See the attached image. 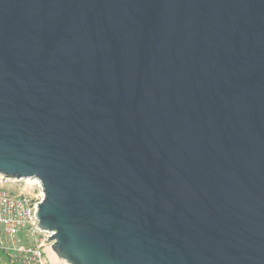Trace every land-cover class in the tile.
Wrapping results in <instances>:
<instances>
[{
	"label": "water",
	"instance_id": "water-1",
	"mask_svg": "<svg viewBox=\"0 0 264 264\" xmlns=\"http://www.w3.org/2000/svg\"><path fill=\"white\" fill-rule=\"evenodd\" d=\"M0 174L68 264H264V0H0Z\"/></svg>",
	"mask_w": 264,
	"mask_h": 264
},
{
	"label": "built area",
	"instance_id": "built-area-1",
	"mask_svg": "<svg viewBox=\"0 0 264 264\" xmlns=\"http://www.w3.org/2000/svg\"><path fill=\"white\" fill-rule=\"evenodd\" d=\"M43 199L44 187L39 179L0 174V264H57L47 252L52 248L54 232L39 227ZM22 233L24 238L17 240Z\"/></svg>",
	"mask_w": 264,
	"mask_h": 264
},
{
	"label": "bare ground",
	"instance_id": "bare-ground-1",
	"mask_svg": "<svg viewBox=\"0 0 264 264\" xmlns=\"http://www.w3.org/2000/svg\"><path fill=\"white\" fill-rule=\"evenodd\" d=\"M49 249H50V248H49ZM49 249H48V250H49ZM49 255H50V258H51V260H52L53 262H57V261L60 262V261H62V262H64L65 264H68L65 260L59 258V256L53 251L52 248L49 250Z\"/></svg>",
	"mask_w": 264,
	"mask_h": 264
},
{
	"label": "rangeland",
	"instance_id": "rangeland-1",
	"mask_svg": "<svg viewBox=\"0 0 264 264\" xmlns=\"http://www.w3.org/2000/svg\"><path fill=\"white\" fill-rule=\"evenodd\" d=\"M6 188H8V187L6 186ZM0 230H2V226H1V225H0ZM23 238H24V233H22L21 235H19L18 238H17V240H18V239H23ZM24 242H25V241H24ZM24 242H20V243L22 244V243H24ZM30 243H32V240H31V239H30ZM50 249H51V248H50ZM50 249H49V250H50ZM49 250H47L48 255H49ZM49 256H50V255H49ZM55 263H57V264H65V263L62 262V261H60V262L57 261V262H55Z\"/></svg>",
	"mask_w": 264,
	"mask_h": 264
}]
</instances>
